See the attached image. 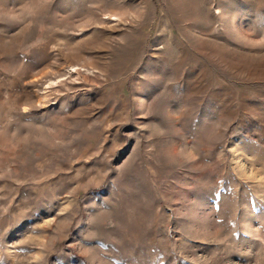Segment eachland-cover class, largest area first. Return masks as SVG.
<instances>
[{
	"label": "rangeland",
	"instance_id": "1",
	"mask_svg": "<svg viewBox=\"0 0 264 264\" xmlns=\"http://www.w3.org/2000/svg\"><path fill=\"white\" fill-rule=\"evenodd\" d=\"M0 264H264V0H0Z\"/></svg>",
	"mask_w": 264,
	"mask_h": 264
},
{
	"label": "bare ground",
	"instance_id": "2",
	"mask_svg": "<svg viewBox=\"0 0 264 264\" xmlns=\"http://www.w3.org/2000/svg\"><path fill=\"white\" fill-rule=\"evenodd\" d=\"M71 72H74L75 74L78 73V71H76V68H70V70L68 71L69 74H72Z\"/></svg>",
	"mask_w": 264,
	"mask_h": 264
}]
</instances>
